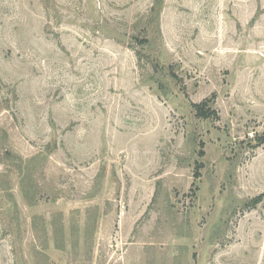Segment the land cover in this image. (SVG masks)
Here are the masks:
<instances>
[{
	"label": "rangeland",
	"instance_id": "obj_1",
	"mask_svg": "<svg viewBox=\"0 0 264 264\" xmlns=\"http://www.w3.org/2000/svg\"><path fill=\"white\" fill-rule=\"evenodd\" d=\"M263 135L264 0H0V264H264Z\"/></svg>",
	"mask_w": 264,
	"mask_h": 264
},
{
	"label": "trees",
	"instance_id": "obj_2",
	"mask_svg": "<svg viewBox=\"0 0 264 264\" xmlns=\"http://www.w3.org/2000/svg\"><path fill=\"white\" fill-rule=\"evenodd\" d=\"M191 107L195 113V116L200 119H214L217 116V113L215 110H213L210 107V101L208 99H205L201 103L198 104H191ZM264 143V135L258 139V145H261ZM203 153H200L202 156ZM200 165H198L195 169V179L199 178Z\"/></svg>",
	"mask_w": 264,
	"mask_h": 264
}]
</instances>
